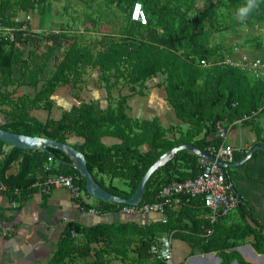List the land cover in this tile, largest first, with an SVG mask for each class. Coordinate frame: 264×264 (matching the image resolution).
<instances>
[{
  "label": "trees",
  "instance_id": "trees-1",
  "mask_svg": "<svg viewBox=\"0 0 264 264\" xmlns=\"http://www.w3.org/2000/svg\"><path fill=\"white\" fill-rule=\"evenodd\" d=\"M49 0H0V26L13 30V38L0 36V114L8 121L0 129L28 137H44L67 143V135L83 139L81 145H72L85 158L86 166L94 180L105 191L124 199L131 198L142 177L161 155L180 145H192L205 153L207 148L219 145L220 139L209 138L214 125H226L240 121L255 132L258 145L262 130L256 119L264 111H258L264 98V81L255 80L248 74L229 66L202 68L200 60L217 59L222 56L220 45L209 44L215 26L217 12L210 5L203 11H195L193 0H104L108 5L119 8L124 17L122 33L100 41L101 49L94 52L88 45L79 43L69 28L63 26L58 33L39 38L29 33L30 26L18 21V13L41 10ZM139 2L148 22L140 25L130 20L132 5ZM246 0H227L226 9L235 15ZM258 6L247 16L264 26V0H257ZM192 14V15H190ZM208 24V26L206 25ZM26 31L21 30L23 26ZM44 41L51 46L67 48L60 59L55 60L52 74L44 81H36L35 94L12 98L13 75L16 68L25 76L30 53L23 58L18 46L36 45ZM45 60L50 57L45 55ZM87 68L99 72L98 83L106 90L111 102V89L121 80L129 87L130 94L119 96L114 107L109 105L100 111L94 102L82 103L64 111L58 120L48 118L44 123L30 115L32 110L51 112L52 96L57 89L70 86L77 96ZM162 77L157 83L165 94L167 105L176 118L187 124L185 132L178 137L168 138L175 127L164 129L158 119L136 120L126 113L130 96H144L145 82ZM113 80V81H111ZM40 86L38 87V85ZM112 137L117 143L106 146L102 138ZM145 146V150L142 147ZM264 146V145H263ZM244 154L234 152V161ZM48 157H52L51 169L57 174H80L70 167L69 159L56 149L23 151L0 142V181L8 190L12 203L24 201L29 194L39 192L33 184L47 176L44 168ZM16 173L9 175L13 165ZM231 179L232 168L223 169ZM201 172L199 158L187 151H179L149 178L140 204L154 202L162 186L173 181L183 182L195 179ZM103 176L108 178V184ZM114 179L125 181L126 190L112 184ZM79 185L86 197L85 181L80 176ZM18 190L17 193H14ZM43 199L46 198L43 194ZM82 210L88 204L76 201ZM125 205L97 201L95 209L100 215L121 212ZM206 209L201 198L182 203L178 210L166 207L165 222L148 224L136 222L94 223L83 225L74 221L63 224L56 248L48 260L38 264H164L156 259L152 251L159 238L171 236L181 240L190 248L189 256L198 251L201 254L215 253L219 264H249L234 249L242 246L248 238L253 250L264 255V225L256 221L248 206L241 201L236 211L219 219L210 236L200 237L201 227H208L204 216ZM237 216V220L229 222ZM131 254V256H130ZM208 262L212 263L211 260ZM183 264V262L177 263Z\"/></svg>",
  "mask_w": 264,
  "mask_h": 264
},
{
  "label": "crops",
  "instance_id": "crops-1",
  "mask_svg": "<svg viewBox=\"0 0 264 264\" xmlns=\"http://www.w3.org/2000/svg\"><path fill=\"white\" fill-rule=\"evenodd\" d=\"M28 24L31 30H33L35 27L33 23L30 21ZM79 43L83 44L84 41H79ZM84 45H87V43ZM63 47L61 49H63ZM89 76L95 78V81ZM98 76L99 72L96 69L87 68L86 73L83 76V83L80 90L77 92V96L73 95L70 86H63L57 89L51 98L53 101V107L50 113L44 110H32L30 111V115L43 123L48 118L58 120L64 111L70 110L73 106L78 107L82 103L88 102H94L96 109L103 111L109 105L114 107L115 104L113 103H116L120 95L125 96L130 94L129 87L119 80L115 84L114 88L111 89L112 99L109 103L107 100L106 90L98 83ZM157 78L159 79H155L157 80L155 81V85L162 81L161 76H158ZM148 81H151V79ZM34 83H30L29 86L18 83V85L10 87L11 89L9 88V91H14L12 98L22 95L32 97L37 89L35 88ZM136 96L138 95L130 96L127 99L125 113L129 118L136 120H151L156 118L164 129H167L170 126L175 127L174 133L167 135L168 138H173L175 136V138H177L179 132H185L188 129V125L179 121L173 110L168 105L167 106L170 109L165 105V94L163 98L165 103H163L159 98V100H157L156 96H150L148 101L155 104V107L151 108L150 111L143 109L145 101H136ZM144 96L146 97V92H144ZM154 99L157 103L153 101ZM60 107L63 109L61 113L59 112L60 114L58 112H54L55 109ZM0 117H5V115L0 114ZM7 121H1L0 125L6 123ZM256 124L262 130L260 137L263 142L262 144L264 145V112L258 116ZM234 128L239 129L238 132L235 131L234 133V135L237 133V140L235 141L234 138L229 137L226 138L225 143L234 147L236 152L239 154H244V156L240 159H236L234 162H237L245 157L255 146L264 148L263 145L260 146L257 144L258 140L256 138V134L252 131L250 126L244 125L243 123H237L233 125L231 130ZM209 138H215L214 133H211ZM101 141L106 146H111L118 142L117 139L112 137H104ZM66 142L71 146L81 145L83 143V139L74 135H67ZM142 150H145V146L142 147ZM16 169L17 165L14 164L8 174H15ZM231 181L240 200L250 209L252 217L261 225H264V152L256 151L247 163L238 168H232ZM64 191L68 192L64 189L52 190L45 195V199H43L44 195L40 192L32 193L29 194L24 201L15 204L10 201L7 195L0 194V196L5 195L6 197L5 200H2V204H0V212L4 214L3 220H0V264L42 263L48 260L51 253L56 248L58 237L65 222L74 221L86 225L81 222V220L76 218L70 204H74V206H76V208L80 211L82 209L72 198H70L72 203L67 202L63 197ZM87 200L89 203L83 200L82 202L88 204L90 207H96L97 200L93 199L94 201L92 202L90 201L91 199ZM178 209L179 208H176L175 210ZM88 210L81 211L87 214L88 218H86V220H90L92 215V213ZM120 213L121 212H119L118 215ZM116 215L117 214L115 213L105 214L104 217L107 218L106 223L129 222L124 220L123 217H116ZM164 216L162 214H150L147 218L148 222L146 223L141 222V219L139 218H135L132 222H136L141 225L148 224L155 221H161ZM235 220H237V216L228 221L232 222ZM55 239L56 242L54 244L53 242ZM251 241L252 238L250 237L242 245L249 246L251 251L245 249L242 250L238 247L234 250L239 253L245 262L249 264H257L251 263L248 260V258L251 257L252 252L257 254L250 246L249 242ZM213 254L215 255V253ZM200 263L211 264L210 262L202 260L199 261V264Z\"/></svg>",
  "mask_w": 264,
  "mask_h": 264
},
{
  "label": "rangeland",
  "instance_id": "rangeland-1",
  "mask_svg": "<svg viewBox=\"0 0 264 264\" xmlns=\"http://www.w3.org/2000/svg\"><path fill=\"white\" fill-rule=\"evenodd\" d=\"M195 5V11H203L210 5H213V9L217 12L218 18L215 19V26L218 31L212 33L210 37L209 44L211 46L220 45L223 48L222 56L217 58L218 60L225 58H233L235 60L246 58H264V26L257 21L247 17L244 21L237 19L236 15L231 11L226 9L227 0H193ZM192 15V14H190ZM30 16L31 22L35 26L33 31L39 38L47 37L52 32H56L59 29L66 26L69 30L74 32V37L83 42L87 43L94 52L101 49L99 44L100 41H106L107 36L112 35L117 37L122 33V26L124 24V17L119 8L116 6L108 5L104 0H49L48 3L35 12H29L27 14L18 13L17 20L25 21V17ZM208 26V24H206ZM37 28V29H36ZM83 33H78L79 29ZM72 35V34H71ZM56 48L51 46V42L46 44L44 41L39 42L38 45L27 44L23 46H18V50L23 52V58H27L30 53H33V58L29 62V68L25 76H22V69L16 68L15 74L13 75L14 85L23 84L30 85L36 81H44L49 78L52 74L55 66V60L59 59L65 49ZM45 55L49 56V61L45 60ZM92 78L91 76H89ZM95 81V78H92ZM155 79L151 81H146L145 86H143L144 92H146V97L136 96V101L142 100L144 103V110L150 111L151 108L155 107V104L150 103L148 99L150 96H156L157 100L164 101V92L155 85ZM93 82V81H92ZM40 84L38 85V87ZM33 87V86H32ZM31 87V88H32ZM11 89V88H10ZM72 90V89H71ZM73 92V90H72ZM159 94V96H158ZM162 95V96H161ZM162 97V98H161ZM159 98V99H158ZM155 103L156 100H153ZM55 102V101H54ZM115 104V103H113ZM167 106V104L165 103ZM168 107V106H167ZM169 108V107H168ZM170 109V108H169ZM63 109L57 108L54 112H60ZM59 113V114H60ZM7 121L8 118L0 117L1 121ZM238 128L232 129L227 134V138L231 137L237 140V133L234 135L235 131L238 132ZM234 135V136H233ZM176 137V136H175ZM104 181L108 184V178L103 176ZM112 184L121 190H126V184L124 180L114 179ZM68 192L64 191V199L72 203L71 196ZM83 201L89 203L94 201L93 198H87L84 194L81 195ZM5 195L0 196V204L2 200H5ZM74 215L76 218L81 220L86 225L94 223H106V217L104 215H91V219H87V214L81 212L83 210H78L74 204H70ZM116 217H123L124 220L132 222L135 218L141 219V222H148V216L150 214L141 215H125L123 213H118ZM4 214L0 212V220H3ZM74 218V217H73ZM55 241L53 242L55 244ZM172 258L175 264L186 262L190 257V248L188 245L181 240H172ZM195 255H202L198 251ZM193 255V256H195ZM131 256V254H130ZM115 264H120L119 261H114ZM189 264H199V262L192 261ZM202 264V263H200ZM213 264V263H211Z\"/></svg>",
  "mask_w": 264,
  "mask_h": 264
},
{
  "label": "built area",
  "instance_id": "built-area-1",
  "mask_svg": "<svg viewBox=\"0 0 264 264\" xmlns=\"http://www.w3.org/2000/svg\"><path fill=\"white\" fill-rule=\"evenodd\" d=\"M130 20L140 25H146L148 22L147 15L143 10L139 2H135L132 5L130 14ZM24 21V20H23ZM31 21L30 16L25 17V22ZM79 29V28H78ZM13 30L10 28H2L0 26V36L8 37L9 40L13 38ZM26 31V25L21 28ZM29 33L36 35L35 31L29 29ZM58 33V31L54 32ZM68 34H74L72 30L66 31ZM78 33H83L79 29ZM198 65L202 68H208L212 66H229L236 68L255 80L264 81V58L253 59H211L200 60ZM258 111H264V98L262 106ZM241 123L236 121L229 125L223 122H217L214 125V136L221 140L219 145L209 146L207 148L208 155L215 160L225 164L234 163V147L225 143L228 132L234 124ZM199 158V157H198ZM52 157H48L45 165V172L47 176L43 181H39L33 184V187L38 188L42 194H47L52 190L64 189L70 193V196L75 201L81 202V195L83 194L81 186L79 185L80 176L73 174H60L51 172ZM201 172L193 180H186L183 182L173 181L167 185L162 186L159 190L154 202L138 204V205H125L121 213L125 215H141V214H162L166 207L173 209L179 208L182 203H187L190 199L201 198L203 207L206 209V213L201 218L207 222L208 227H201L200 237L206 238L213 232V226L219 219L236 211L237 207L241 203V200L233 186L231 179H228L224 172V168L217 165L215 162L208 161L204 158H199ZM8 190L7 186L0 181V194L5 193ZM15 190L14 193H17ZM92 214L98 215L99 212L95 208L88 210ZM162 222L166 221L165 216L161 219ZM171 236L165 235L159 238L157 245L153 246L152 251L156 254V259L160 260L164 264H175L172 258V245Z\"/></svg>",
  "mask_w": 264,
  "mask_h": 264
},
{
  "label": "water",
  "instance_id": "water-1",
  "mask_svg": "<svg viewBox=\"0 0 264 264\" xmlns=\"http://www.w3.org/2000/svg\"><path fill=\"white\" fill-rule=\"evenodd\" d=\"M0 142L7 145H11L23 151H42L47 152L49 149H56L63 153L68 159V165L75 169L80 176L85 181V191L86 193L97 201H104L108 203L122 204V205H138L146 184L151 177V175L162 167L167 161L171 160L174 155L179 151H187L191 154L196 155L199 158H204L208 161L215 162L217 165L223 168H238L245 163H247L256 151L264 152V148L255 146L250 152L247 153L245 157L241 160L234 162L232 164H225L220 161L215 160L210 155L206 154L204 151L192 146V145H180L171 149L168 153H165L159 157V159L148 168L144 176L142 177L134 195L129 199H124L122 197L115 196L111 193L105 191L100 185L96 183L92 175L87 169L86 161L84 156L77 150H75L71 145L67 143H61L56 140L44 138V137H28L19 134H13L0 129ZM239 249H245L251 251L249 246L238 247ZM250 249V250H249ZM251 253V252H250ZM200 260L208 262L211 260L213 264H219L220 259L213 253H206L202 255H195L189 257L184 264H189L192 261L199 262ZM251 263L262 264L264 263V255L251 253V257L248 258ZM231 264H237L236 261H232Z\"/></svg>",
  "mask_w": 264,
  "mask_h": 264
},
{
  "label": "clouds",
  "instance_id": "clouds-1",
  "mask_svg": "<svg viewBox=\"0 0 264 264\" xmlns=\"http://www.w3.org/2000/svg\"><path fill=\"white\" fill-rule=\"evenodd\" d=\"M257 6V0H246L245 4L237 9V19L240 21H244Z\"/></svg>",
  "mask_w": 264,
  "mask_h": 264
},
{
  "label": "bare ground",
  "instance_id": "bare-ground-1",
  "mask_svg": "<svg viewBox=\"0 0 264 264\" xmlns=\"http://www.w3.org/2000/svg\"><path fill=\"white\" fill-rule=\"evenodd\" d=\"M212 262V261H211Z\"/></svg>",
  "mask_w": 264,
  "mask_h": 264
}]
</instances>
